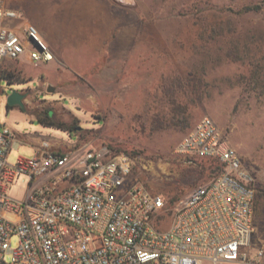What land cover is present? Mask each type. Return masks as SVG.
<instances>
[{
  "label": "rangeland",
  "instance_id": "1",
  "mask_svg": "<svg viewBox=\"0 0 264 264\" xmlns=\"http://www.w3.org/2000/svg\"><path fill=\"white\" fill-rule=\"evenodd\" d=\"M259 3L260 10L241 12ZM6 4L36 24L56 53L47 65L0 61V122L20 142L10 163L34 156L44 139L55 147L65 141L107 145L131 155L133 181L162 194L170 207L215 173L210 161L190 162L176 152L180 140L209 115L254 173L257 194L264 189V0ZM9 72L27 81L9 83L3 78ZM13 89L26 94V111L8 108ZM48 109L77 130L39 123L36 114ZM28 181L23 173L9 195L23 199ZM258 198L252 242L264 250V197ZM170 222L168 217L164 226ZM12 244L18 247V236Z\"/></svg>",
  "mask_w": 264,
  "mask_h": 264
},
{
  "label": "built area",
  "instance_id": "2",
  "mask_svg": "<svg viewBox=\"0 0 264 264\" xmlns=\"http://www.w3.org/2000/svg\"><path fill=\"white\" fill-rule=\"evenodd\" d=\"M4 59L39 66L56 53L36 24L0 0ZM16 142L0 122V264H264V250L252 242L256 177L209 115L176 152L190 162L212 160L218 169L170 207L133 181L135 159L127 153L88 142L55 147L44 139L34 156L12 164ZM23 173L28 190L15 199L9 189Z\"/></svg>",
  "mask_w": 264,
  "mask_h": 264
},
{
  "label": "trees",
  "instance_id": "3",
  "mask_svg": "<svg viewBox=\"0 0 264 264\" xmlns=\"http://www.w3.org/2000/svg\"><path fill=\"white\" fill-rule=\"evenodd\" d=\"M262 3L259 4H255V5H250V6H246L245 8H243L241 10V12H249V11H257L260 10L262 8ZM4 79H6L9 83H15V82H24L27 81L25 79V77L23 76H15V74H13L12 72H9L8 74L3 76ZM9 108H13L11 106H9ZM23 111H26L25 108H21ZM36 119L39 121V123H41L44 126H48V127H55V128H60L63 130H68V131H74L77 130L78 126L75 124H67L64 121L61 120H57L54 116H53V112L48 109L46 110L44 113L40 114H36ZM201 161V160H198ZM210 161V165L208 166V168L210 169L211 172H216L218 169V165L212 161V160H207ZM207 168V166H205ZM258 194H260V197H264V189H258ZM258 194H257V199L256 201L259 200L258 198ZM168 203V202H167Z\"/></svg>",
  "mask_w": 264,
  "mask_h": 264
},
{
  "label": "water",
  "instance_id": "4",
  "mask_svg": "<svg viewBox=\"0 0 264 264\" xmlns=\"http://www.w3.org/2000/svg\"><path fill=\"white\" fill-rule=\"evenodd\" d=\"M52 90V89H49ZM26 94L17 90L13 89L11 93L7 96V106H19L20 108H25L24 99Z\"/></svg>",
  "mask_w": 264,
  "mask_h": 264
},
{
  "label": "crops",
  "instance_id": "5",
  "mask_svg": "<svg viewBox=\"0 0 264 264\" xmlns=\"http://www.w3.org/2000/svg\"><path fill=\"white\" fill-rule=\"evenodd\" d=\"M16 10H18V9H16ZM25 18V17H24ZM26 19V18H25ZM27 20V19H26ZM29 21V20H28ZM52 32H50L49 34H47V32L45 31V35L48 37V39L51 41V42H53V44H55L54 43V41H53V37H54V35L53 34H51ZM44 36V35H43ZM45 37V36H44ZM43 37V38H44ZM23 62H26V61H23ZM27 62H29V61H27ZM30 63V62H29ZM49 63H51V62H49ZM49 63H46V65L47 64H49ZM64 131H66V130H64ZM53 144V143H52ZM74 144V142L73 143H69V142H64V143H62V144H57V146H61V147H66V148H68V147H70V146H72ZM40 145V144H39ZM38 145V146H39ZM14 146H16V147H18V146H20V142L17 140V142L14 144Z\"/></svg>",
  "mask_w": 264,
  "mask_h": 264
}]
</instances>
